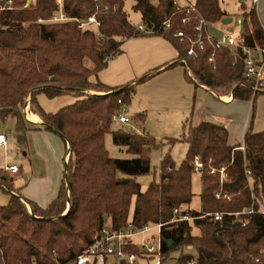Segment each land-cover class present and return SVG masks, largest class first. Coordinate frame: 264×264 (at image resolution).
I'll return each instance as SVG.
<instances>
[{"label":"trees","instance_id":"1","mask_svg":"<svg viewBox=\"0 0 264 264\" xmlns=\"http://www.w3.org/2000/svg\"><path fill=\"white\" fill-rule=\"evenodd\" d=\"M125 1L62 0L72 19L96 16L101 23V39L92 30H80L76 22L39 23V19L48 21L58 13L57 0H36L35 6L27 8L23 0H14L13 9L0 11V120L17 119L16 138L26 149L28 128L23 107L29 99L31 111L68 143L69 151L67 177L57 198L46 208L31 203L35 216L11 194L18 191L7 172L0 171V189L10 194L8 204L0 207V264H75L102 228L141 230L150 224H163L164 263L172 252L193 246L195 254L182 255L178 264L193 256L200 264H264V132L249 130L243 146L234 148L228 144L225 127L208 122L189 126L181 139L170 141L187 143L186 159L176 167L169 155L162 158L160 180L142 191L136 178L150 173V152L160 144L144 130L111 129L122 108L119 100L128 106L136 86L120 90L91 81L122 53L126 41L156 35L174 46L178 59L186 62L181 64L199 85L222 96L233 95L237 101L252 102L254 109L259 93L244 81L242 50L219 46L215 38L208 40L203 27V23L221 24L228 14L218 0H196V12L190 15L188 7H177L176 0H157L156 4L153 0H134L133 9L141 14L146 28L143 32L129 21ZM243 17L239 39L245 47L264 49V28L255 7L244 11ZM153 20L160 26L158 32ZM167 21L168 29L164 25ZM198 26L202 28L197 30ZM178 32L185 37H175ZM192 41L201 42L203 49L196 44L194 55L189 56ZM89 91L96 94H87ZM40 95L50 100L73 95L78 100L51 113L40 105ZM133 121L143 128L146 115L137 114ZM109 133L113 143L125 147L133 159L109 155L105 145ZM196 156L203 162L198 213L189 209ZM217 193L222 197L217 198ZM69 202L71 208L63 216ZM175 209L192 216H224L221 221L208 217L194 223L172 222ZM233 220L238 222L233 225ZM194 227L200 229L199 235L193 233ZM127 250L142 252L137 245Z\"/></svg>","mask_w":264,"mask_h":264},{"label":"crops","instance_id":"2","mask_svg":"<svg viewBox=\"0 0 264 264\" xmlns=\"http://www.w3.org/2000/svg\"><path fill=\"white\" fill-rule=\"evenodd\" d=\"M228 17L230 16L228 15ZM142 26H144L143 23ZM221 26L223 24H216L217 29L214 31L222 34L224 31ZM143 32H146V28ZM121 50L122 53L110 60L105 70L100 72L97 77H92V82L99 81L111 88L120 89L135 85L136 91L132 96L135 106L132 103V108L138 112L137 114H145L147 120L151 114H154L159 122L166 123L177 119L179 115L185 117L190 114L194 123L191 121L192 126L196 127L203 122H208L225 127L228 131V144L234 148L243 146L245 134L252 130L253 121L248 124L250 109L252 116L254 113L252 102L237 101L233 95L222 96L199 85L192 72L181 64L183 61L178 59L179 54L174 46L161 36L146 35L130 39L122 45ZM147 77L149 78L147 81L140 83ZM77 100L73 95H65L54 100L48 99L45 95L38 97L40 105L51 113H55ZM260 101L262 109L264 97H261ZM241 109H243L242 117L237 114ZM25 112L39 119V122L26 120L27 148L32 152V155L29 153L30 165L27 164L26 167L20 168L12 163L8 167L17 166L18 173L12 174L7 168L5 171L7 174L17 177L25 176V172L28 171L30 173L28 184L16 194H19L25 202L35 203L39 207L46 208L57 198L64 179L66 160L69 158L68 143L57 133L44 129L43 120L37 113L31 111L30 103L24 111V115ZM245 116L244 124L239 126V131L245 133L243 141L233 143L232 140L237 134L238 128L236 118L243 119ZM143 130L147 131L145 126L139 129V132ZM61 140L63 142H60ZM35 145H40L42 149L48 147L50 151H53L51 147L54 145L57 148L58 154L54 158L52 168L45 176L42 175L43 168L39 164V159L33 154ZM62 145L63 152L61 151Z\"/></svg>","mask_w":264,"mask_h":264},{"label":"rangeland","instance_id":"3","mask_svg":"<svg viewBox=\"0 0 264 264\" xmlns=\"http://www.w3.org/2000/svg\"><path fill=\"white\" fill-rule=\"evenodd\" d=\"M196 0H176V4L178 8H185L190 5H194ZM219 5L223 11H225L230 18H232V23L228 25L221 26L225 34L232 35L235 39H238L240 37V34H236L235 26L236 21L239 18H244L243 13L244 11H249L250 9L255 7V11L258 15L259 21L264 28V0H259L256 6H253L252 2L250 0H246L245 5L243 6L240 0H218ZM153 3H157V0H153ZM135 2L134 0H126L125 1V12L128 15L129 21L131 24L139 28L142 26V19L141 14L133 9ZM211 28V32L216 38H220L221 33L218 31H214L216 28V25L209 24L208 26ZM87 94L94 95L96 94L93 91L87 92ZM103 94V93H100ZM75 97V96H74ZM264 97V93H259L257 96L256 101L254 102V113L252 116V112L250 109V120L248 121V124H250L251 121H253L252 130L254 132L260 133L264 132V107L261 109V101L260 98ZM76 98V97H75ZM78 99V98H77ZM133 97L131 98V102L128 106H126L127 113L126 116L130 119L131 124L130 125H123L121 124L117 119L113 120L112 123V131H118L119 129L124 131H132V132H139V126L134 123L133 117L137 115V111L132 108V101ZM30 100L28 99L27 103L29 105ZM133 106H135V103H133ZM251 108V104L249 105ZM26 105L23 107V113L25 110ZM247 112V110H246ZM239 116H243V109L239 110L237 112ZM178 117V116H177ZM249 118V117H248ZM24 119L26 120L25 116ZM30 120V118L28 117ZM147 120V118H146ZM238 123L237 128V134H235V137L233 138V143H241L243 141V136L245 133H241L239 131V126L244 124L246 120V116L241 118H236ZM31 121V120H30ZM191 121L193 123V120L190 118V114H187V116L183 117L180 116L176 119H173L172 121L168 122H159L158 118L154 116V114H151L149 119L145 121L143 127L147 129L146 132H149L151 136H153L157 141L158 144H160L159 147L152 149L150 152V159H151V171L147 175L139 176L137 177V182L141 185L142 191H145L147 187L152 183L153 181L158 182L160 180V163L161 159L165 156L169 155L172 160L175 162L176 167H179L182 162L186 159L188 154V145L185 142L177 141L174 143H171L170 141L173 139H181L182 134L185 132V129L189 126H192ZM32 122V121H31ZM194 124V123H193ZM17 126V119L14 117H9L5 121L0 120V135H6L7 138V146L0 147V171H3L5 173V169L11 165L12 163H15L20 168L26 167L27 164L30 165V154L32 155V152L26 149H22L21 146H19V142L16 138L15 129ZM136 127V129L134 127ZM60 142H63L61 140ZM232 143V142H231ZM64 145V144H63ZM63 145L61 146V151L63 152L64 148ZM105 145L109 152V155L114 159H120V160H130L133 159L134 156L127 152V149L125 147H119L113 143L112 135L109 133L105 137ZM53 151H50V149L43 148L40 145H35L33 154L36 155V157L40 161V166L43 168L42 175H47V172L51 167L52 163H54V158L57 156V148L55 145L51 147ZM27 153V155H25ZM30 153V154H29ZM68 162V158L66 160ZM9 180L12 181V187L14 190L19 191L20 189L24 188L28 184V177L30 176V173L28 171L25 172V176L17 177L12 176L11 174H7ZM119 177H124L123 174L119 173ZM192 191H193V198L192 202L189 205V209L193 212H200L201 211V177L198 174L193 173L192 175ZM15 193V192H14ZM10 200V194L5 191L3 188L0 189V207H4L8 204ZM23 201V200H22ZM23 203L26 204L29 212H34L32 208V204L29 202L23 201ZM69 207H71V202L67 204L66 212L63 214V216L68 212ZM134 210V204H132L129 219L132 218ZM68 214V213H67ZM193 233L195 235L200 234V229L198 227H194ZM158 236L157 229L151 225L150 230L146 233H137L133 236V242L138 247L142 246H156L155 244V238ZM193 255L195 252L193 250H188L184 248V250H177L171 253L170 260L166 264H178V260L182 255ZM135 264H155V259H144V258H138Z\"/></svg>","mask_w":264,"mask_h":264},{"label":"built area","instance_id":"4","mask_svg":"<svg viewBox=\"0 0 264 264\" xmlns=\"http://www.w3.org/2000/svg\"><path fill=\"white\" fill-rule=\"evenodd\" d=\"M25 2V7H32L36 5V0H23ZM242 3H245L246 0H240ZM253 6H256L259 0H250ZM59 5L58 13L54 14L52 18L48 21L39 19V23H65V22H76L78 28L82 31L92 30L95 32L97 38H102V33L100 31L101 23L96 18V16H91L86 20L72 19L67 16L63 5L62 0H57ZM14 0H0V11L11 10L13 9ZM187 15L196 12L195 6H187ZM184 22H187V18L184 19ZM222 24V23H221ZM165 28L170 27V22L167 21ZM209 23H203V27L207 30V38L211 40L215 38L217 40V45L227 47L230 49H241L244 55V81L250 83L254 86L255 92L264 93V49L262 48H248L243 45V42L238 38L235 39L232 35L225 34L222 32L220 38H216L211 32V28L208 27ZM244 22L242 18L237 19L236 21V34L239 35L243 30ZM202 26H198L197 30H200ZM141 31H144V26L139 28ZM177 38H184L185 35L183 32H178L175 34ZM199 46V49H203L201 42L192 41V47L188 50V55H194L193 46ZM119 104L122 105L120 113L114 117L123 125H130L131 121L126 116L127 109L126 106H123L121 100ZM28 107V104H26ZM134 127V126H133ZM135 128V127H134ZM136 129V128H135ZM7 146L6 135H0V147ZM243 150V147L240 148ZM7 170L12 174H16L19 171L17 166L7 167ZM203 170V162L199 156H196L193 161V171L195 174L200 175ZM225 168L220 170L221 179L225 178ZM211 173H215V170H212ZM217 198H221V193L216 194ZM224 199H229L227 195L223 196ZM174 219L172 222H197L199 219H205L208 217L214 218L215 221H221L223 219V213L207 214L205 216H192L190 213H182L181 210H174ZM238 221L233 220L232 224L235 225ZM154 226L158 231V236L155 238L156 246H142L139 247L142 252L140 254L131 253L127 250L128 246L135 245L133 242V236L139 232L146 233L150 230V227ZM245 224H243L244 226ZM162 227L163 224H150L144 227L141 230H134L132 227L124 228L121 230H113L111 227L102 228L99 233L93 237V243L91 247L85 251L82 255L78 256L75 264H135L138 258L144 259H155V264H166L164 263V253L162 246ZM188 250H193V246H188ZM263 251H260L262 253ZM260 260L256 262L259 263ZM184 264H200L197 256H193L188 259Z\"/></svg>","mask_w":264,"mask_h":264},{"label":"water","instance_id":"5","mask_svg":"<svg viewBox=\"0 0 264 264\" xmlns=\"http://www.w3.org/2000/svg\"><path fill=\"white\" fill-rule=\"evenodd\" d=\"M28 1H31V0H28ZM232 18H230V17H226V18H224L223 20H222V24L223 25H228V24H230V23H232ZM153 23H154V26H155V31L156 32H158L159 30H160V26H159V24L155 21V20H153ZM184 63H186L185 61H183ZM123 89H125V88H121L120 90H123ZM113 93H116V91H114V92H112V94ZM24 111H26V108H25V110ZM25 118H26V120L28 121V122H30L28 119H27V114H26V112H25ZM43 127L45 128V129H48L49 131H52V132H55L53 129H51V128H48V127H46L45 126V124L43 125ZM56 133V132H55ZM67 171H68V167H67V162H66V165H65V170H64V177L66 178L67 177ZM7 190L8 191H10L8 188H7ZM11 192V191H10ZM11 194L12 195H14L15 197H17V198H19L20 200H22V197L19 195V194H16V193H14V192H11ZM70 208L71 207H69V210H70ZM69 210H68V212H69ZM67 212V213H68ZM67 213L65 214V215H67ZM31 215L32 216H35V214H34V212H31ZM105 219H107V218H105ZM171 246V244L169 245V247Z\"/></svg>","mask_w":264,"mask_h":264},{"label":"bare ground","instance_id":"6","mask_svg":"<svg viewBox=\"0 0 264 264\" xmlns=\"http://www.w3.org/2000/svg\"><path fill=\"white\" fill-rule=\"evenodd\" d=\"M28 117L30 118V120H32L34 122H39V119L30 113L27 114V119H28Z\"/></svg>","mask_w":264,"mask_h":264}]
</instances>
